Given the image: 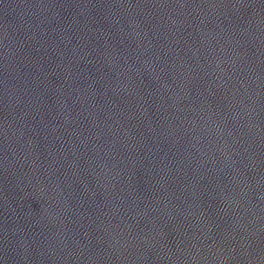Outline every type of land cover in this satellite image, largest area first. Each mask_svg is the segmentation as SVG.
I'll list each match as a JSON object with an SVG mask.
<instances>
[{
  "label": "water",
  "instance_id": "95a60500",
  "mask_svg": "<svg viewBox=\"0 0 264 264\" xmlns=\"http://www.w3.org/2000/svg\"><path fill=\"white\" fill-rule=\"evenodd\" d=\"M0 264H264V0H0Z\"/></svg>",
  "mask_w": 264,
  "mask_h": 264
}]
</instances>
